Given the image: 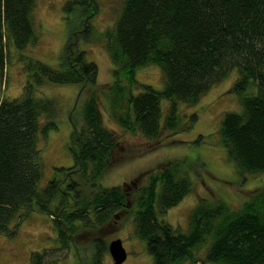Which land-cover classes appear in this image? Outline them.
<instances>
[{
  "label": "trees",
  "instance_id": "trees-1",
  "mask_svg": "<svg viewBox=\"0 0 264 264\" xmlns=\"http://www.w3.org/2000/svg\"><path fill=\"white\" fill-rule=\"evenodd\" d=\"M35 5L36 0H0V70L10 46L25 49L36 43ZM63 10L80 13L79 28L97 13L98 3L67 0ZM86 31L84 37L90 40V28ZM100 33L114 64L113 81L97 82L96 64L85 60L84 51L72 54L69 46L60 68L25 55L27 77L21 94L0 99V233L14 235L32 211L53 215L58 241L67 247L71 234H65L63 222L74 233L78 231L74 220L88 221L90 208L100 222L130 203L121 186H102L95 195L83 198L86 193L80 183L70 178L76 170L71 167L58 169L65 176L72 171L67 180L53 177L40 186L39 144L57 128L58 111L55 100L38 91L46 82L80 84L88 92L79 118L73 116L74 123L81 120V124L72 142L76 149L73 145L70 149L81 163L76 175L87 178L90 165V184H94L106 169L126 158V152L118 154L124 149L123 137L130 134L136 143L153 149L166 137L189 129L198 114L182 112L181 104L197 103L235 69L230 90L242 109L225 111L217 133L227 159L242 176L264 171V0H124L114 27ZM146 63L160 66L161 89L137 80V68ZM100 99L108 104L107 113L123 137L104 125ZM202 138L199 135L195 142ZM178 165L170 161L156 168L159 173L151 174L148 185L134 197L136 233L145 241L152 264H264V185L247 190V195L242 192L244 200L236 208L220 198L200 197L189 214L186 232L158 221L190 192L188 173H179ZM68 199L74 211L66 214ZM93 243L92 264H101L107 244L100 238ZM203 245L204 255L195 257L193 249ZM46 255V251L33 252L29 264L55 263Z\"/></svg>",
  "mask_w": 264,
  "mask_h": 264
},
{
  "label": "rangeland",
  "instance_id": "rangeland-1",
  "mask_svg": "<svg viewBox=\"0 0 264 264\" xmlns=\"http://www.w3.org/2000/svg\"><path fill=\"white\" fill-rule=\"evenodd\" d=\"M67 0H36L34 15L36 23L37 41L29 44L25 49H17L10 46L8 57L4 61L3 70H0V99L14 98L21 94L26 81V68L23 64L25 55H31L54 67L60 68L61 62L67 59L70 46L71 53L84 51L85 60L94 62L97 66V82L105 83L113 81L114 64L106 50L105 40L101 35L106 30L114 27L116 17L124 0H96L98 3L97 13L88 21L81 23L80 13H65L63 6ZM87 21V20H86ZM90 28L86 40L84 34ZM100 37V38H99ZM237 71L231 70L218 83L213 85L198 102L191 105H182V112L191 113L197 111V120L189 129L166 137L155 148L149 149V145L136 143L135 137L127 134L123 137V131L109 117L108 104L103 99L98 100L102 111L103 123L108 128L117 132L118 137L125 140L120 153H125L126 158L106 169L98 183L90 184L92 169H87V178L81 174L76 175L79 163L75 161L70 146L73 145L75 130H78L81 120L73 121V116L79 118L83 100L87 90L82 89L76 106L73 108L80 84H56L46 82L38 87L40 95L55 100L57 115L55 118L57 128L47 132L45 139L40 143L42 149L43 173L40 186L43 187L53 177L65 180L66 176L59 168L76 169L70 178L80 183L81 190L86 193L88 199L95 195L103 187L121 186L128 194L130 203L126 209L114 211L111 216L102 221L97 220L95 211L90 208V218L75 219L74 224L78 231L76 239L69 231L70 224L64 223L60 214L62 226L67 227L65 234H71L67 247H61L58 239V227L55 218L38 212H30L17 227L12 236L0 233V264H29L33 252H47L46 260L54 261L53 264H92L95 239H102L107 244L114 238H121L126 249V259L121 264H152L151 255L148 253L145 241L136 233V216L138 209L134 204V197L139 194L143 186L150 182V175L158 174L155 169L163 167L165 162L177 161L179 173H184L191 180V189L176 205L168 208L158 217L159 222H166L173 228L186 232L188 217L192 208L197 204L200 197L216 200L220 198L232 207H239L247 190L264 185V171L256 174L239 173L235 163L227 159L225 148L219 139L217 127L221 116L225 111H241V104L236 93L230 90ZM138 81L147 83L161 89L163 80L161 68L155 63H146L136 70ZM135 92V91H134ZM75 111V112H74ZM74 123L75 129L72 126ZM166 135V134H165ZM203 135L199 142L195 140ZM76 149V146L73 145ZM117 154V155H118ZM135 154V156H133ZM151 170V171H150ZM185 170V171H184ZM69 170H67L66 175ZM152 172V173H150ZM244 178V179H243ZM67 180V179H66ZM98 184V185H97ZM92 185V186H91ZM93 187V189H91ZM160 187V185H158ZM159 189V188H158ZM245 195H243V193ZM133 199V200H132ZM90 200V199H89ZM130 205V206H129ZM74 203L67 200L64 213L74 211ZM93 207V205H92ZM84 218V217H83ZM69 223V222H68ZM97 224V225H95ZM66 225V226H65ZM95 225V226H93ZM72 238V240H71ZM69 241V238H67ZM77 247L80 261L77 258ZM46 248V249H45ZM206 246L193 249L195 257H202ZM101 264H113V259L107 249ZM182 264H190L184 261ZM198 264V262H197Z\"/></svg>",
  "mask_w": 264,
  "mask_h": 264
},
{
  "label": "water",
  "instance_id": "water-1",
  "mask_svg": "<svg viewBox=\"0 0 264 264\" xmlns=\"http://www.w3.org/2000/svg\"><path fill=\"white\" fill-rule=\"evenodd\" d=\"M83 88H84V85L81 86L79 91H78V94L76 96L73 108L76 106L78 97L81 94ZM69 118H70V114H69ZM70 120H71V118H70ZM71 122H72V120H71ZM72 126L75 129V126L73 125V122H72ZM79 164H80L79 165V168H80L81 167V163H79ZM71 240H72V238H71ZM75 250H76L77 258L80 261V257L78 255V251H77V247L76 246H75ZM108 251H109V253H110V255H111L112 259H113V264H121L126 259L127 252H126L125 247L123 246L121 238H119V237L110 240V242L108 244Z\"/></svg>",
  "mask_w": 264,
  "mask_h": 264
},
{
  "label": "flooded vegetation",
  "instance_id": "flooded-vegetation-1",
  "mask_svg": "<svg viewBox=\"0 0 264 264\" xmlns=\"http://www.w3.org/2000/svg\"><path fill=\"white\" fill-rule=\"evenodd\" d=\"M71 172H72V171H70V173H69L68 175H66V178L71 174ZM66 178H65V180H66Z\"/></svg>",
  "mask_w": 264,
  "mask_h": 264
}]
</instances>
